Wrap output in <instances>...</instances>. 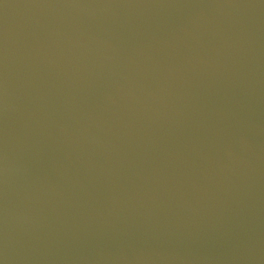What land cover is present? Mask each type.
Listing matches in <instances>:
<instances>
[{
	"label": "water",
	"instance_id": "95a60500",
	"mask_svg": "<svg viewBox=\"0 0 264 264\" xmlns=\"http://www.w3.org/2000/svg\"><path fill=\"white\" fill-rule=\"evenodd\" d=\"M167 0H0V223Z\"/></svg>",
	"mask_w": 264,
	"mask_h": 264
}]
</instances>
